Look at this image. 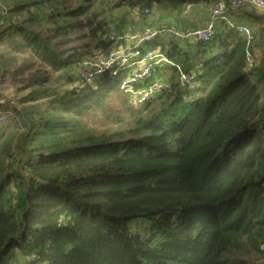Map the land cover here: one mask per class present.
<instances>
[{"label":"trees","instance_id":"trees-1","mask_svg":"<svg viewBox=\"0 0 264 264\" xmlns=\"http://www.w3.org/2000/svg\"><path fill=\"white\" fill-rule=\"evenodd\" d=\"M164 1L118 0L103 17L102 0H1L0 108L13 116L0 126V264H264V17L250 46L228 17L210 42L181 45L165 33L210 0ZM130 15L150 18L147 45L174 65L158 69L167 92L125 113L124 72L88 84L78 71L89 47L111 53V34L147 31L128 33Z\"/></svg>","mask_w":264,"mask_h":264},{"label":"built area","instance_id":"built-area-1","mask_svg":"<svg viewBox=\"0 0 264 264\" xmlns=\"http://www.w3.org/2000/svg\"><path fill=\"white\" fill-rule=\"evenodd\" d=\"M250 4L254 5L259 12L264 13V0H213L211 4V21L204 27L186 31H178L172 28L170 32L177 38L190 43L210 42L215 35L216 24L226 19L228 8L236 10ZM4 10L5 8L0 0V15L4 14ZM136 12L135 15L137 17L140 16ZM148 12L149 10L145 9L143 13ZM239 32L247 37V45L250 46L253 42V35L250 30L245 26H240ZM153 37V30H147L144 33L125 34L123 36L111 34L109 39L117 44V48L113 49L108 56L97 54L91 56L90 58H95V60L84 65L89 58L86 59L80 65L78 71L79 79L85 83L93 84L96 78L106 72H110L114 76L124 72V75L127 74L128 76L122 80L120 89L125 94H131L126 107L131 110H139L144 104L155 99L157 95L163 94L168 90L167 84L162 80L155 79L154 70L157 68L164 70V68L174 65L161 51L155 49L141 52L139 50L141 46L151 41ZM127 39L135 41H132L128 45L126 52L123 53L118 47L126 45ZM136 41L139 42L138 45L135 44ZM98 56H101V58H97ZM138 58L139 61H136ZM247 63L249 68L255 65V57L250 53L247 56ZM134 66H138L137 70L131 71L130 68ZM177 71L181 76L182 84L194 90L197 86L196 75L194 73L184 74L180 67H177ZM147 80L150 81L149 84L146 83ZM12 116L13 112L11 110L0 108V126Z\"/></svg>","mask_w":264,"mask_h":264},{"label":"rangeland","instance_id":"rangeland-1","mask_svg":"<svg viewBox=\"0 0 264 264\" xmlns=\"http://www.w3.org/2000/svg\"><path fill=\"white\" fill-rule=\"evenodd\" d=\"M116 3H118V0H113V1H111V0H102V5H101V11L104 13L103 14V17H107V15H108V13H111V15H113L114 14V12L115 13H119V15L121 14V12L119 11V8H116L115 6H116ZM159 5V4H158ZM4 7V6H3ZM158 8H159V6H158ZM160 9H161V6H160V8H159V11H160ZM158 13V12H157ZM254 14H255V17H257V18H260V17H263L264 15L260 12L259 13V11L258 10H255L254 11ZM119 15L117 16V18H119ZM108 16H110V15H108ZM112 17V16H111ZM150 19V18H149ZM149 19H147V21L145 22V23H141V21H138V22H134V20H133V16L132 15H130V17H127V19L125 20V24H126V26H127V28H129V26H130V30L129 31H136V32H138V31H141V25L143 26L144 24H147L148 26L147 27H145V26H143V28H144V30H147V29H153V28H150V26H149V22L151 21V20H149ZM244 19V21H241L240 23H244V24H241V26H245V27H247L248 29H249V27H252L253 26V24L255 25L256 24V21L255 20H253L252 18H251V16H245V18H243ZM149 20V21H148ZM238 21V20H237ZM239 22V21H238ZM231 24H235L234 22H232L231 21ZM129 33H131V32H129ZM166 34V37H168V38H174V39H180V38H177L176 36H174L173 34H171V32H168V33H165ZM182 40V39H181ZM180 40V44L181 45H184V40H182L181 41ZM132 41H135V40H130V39H127L126 40V45H122V46H119L118 47V49L120 50V51H122L123 53H125L126 52V49L129 47L128 45H130L131 43H132ZM178 41V40H177ZM87 43H88V41H86ZM183 42V43H182ZM135 44H139V42L138 41H136L135 42ZM144 46V50L145 51H151V50H158V51H161V47L160 46H158V47H154V46H151V45H147V43H146V45H143ZM117 48V44L115 43L114 44V47H113V49H116ZM96 50H94V48L93 47H89L88 48V54L90 55H95V54H97V53H95V54H92V53H94ZM102 54V53H101ZM91 55H90V57H91ZM102 55H105V54H102ZM88 56V55H87ZM89 56H88V58L90 59H88L87 57L83 60V62L86 60V59H88V61L86 62V63H84V65H86L87 63H90V62H93L94 60H95V58H90ZM97 58H101V56H98ZM82 62V63H83ZM81 63V64H82ZM83 66V65H82ZM137 68H138V66H134L133 68H130L131 69V71H136L137 70ZM156 70V74L159 72V70H158V68L157 69H155ZM169 70V72L171 71L170 69H168ZM168 70H164V71H166V72H168ZM163 71V70H162ZM129 74V73H128ZM165 75H167V73H165V72H159V74H157V75H155V79H159V80H162L165 84H166V77L164 78V76ZM128 75L127 74H125L124 75V73H123V75H122V79H124L125 77H127ZM161 77H162V79H161ZM97 79V78H96ZM96 81V80H95ZM95 81H94V83H95ZM93 87H96V85H94ZM142 87V86H141ZM13 90L12 89H9V93L10 92H12ZM123 93V92H122ZM123 95H124V97L126 98V99H128L129 100V98H131L130 96H131V94H125V93H123ZM113 104L115 103L116 104V108L117 109H121L122 111H123V109L121 108V104H120V102H119V100H115V102H112ZM3 109H7V108H3ZM125 110H126V112L125 113H129V111L128 110H131V109H128V108H124ZM8 110H11L10 108L8 109ZM133 110H135V109H133ZM12 111V110H11ZM139 229H141V227L140 226H137L136 227V230H139Z\"/></svg>","mask_w":264,"mask_h":264},{"label":"crops","instance_id":"crops-1","mask_svg":"<svg viewBox=\"0 0 264 264\" xmlns=\"http://www.w3.org/2000/svg\"><path fill=\"white\" fill-rule=\"evenodd\" d=\"M213 0H210L209 3H206V1H202L199 6H188L189 10L187 11L186 18L184 21L181 22L183 27H180L181 30H189V29H195V28H202L206 24H208L211 21V4ZM167 2L163 0V4ZM154 8L158 7L159 3H155ZM256 10L255 6L250 4L243 6L239 9L228 11L227 17L230 21L234 22L235 24L241 25L244 23H240L241 21H244L243 18L245 16H251L253 19L254 11ZM260 13V12H259ZM264 15V13H262ZM264 17V16H263ZM239 22H238V21ZM130 28V27H129ZM133 32V31H128ZM181 40V39H180Z\"/></svg>","mask_w":264,"mask_h":264}]
</instances>
